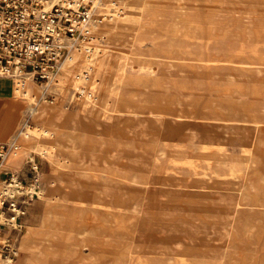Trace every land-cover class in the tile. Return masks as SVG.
<instances>
[{"label": "rangeland", "instance_id": "obj_1", "mask_svg": "<svg viewBox=\"0 0 264 264\" xmlns=\"http://www.w3.org/2000/svg\"><path fill=\"white\" fill-rule=\"evenodd\" d=\"M109 1L111 0H105V3ZM114 1L122 8V13L118 15L122 16L124 6L117 0ZM142 2L154 10L160 3L196 8L193 15L189 9H183L184 13L181 15L186 20H196L195 32L186 37L177 36L174 42L176 47L189 46L194 53L183 54L182 67L174 68L152 64L145 59L142 61L144 57L150 58V53L154 52L150 38L136 41L132 48L129 47L131 54L123 71L124 78L127 76L130 79L123 78L118 84L110 82L107 88L110 103L119 96H130L138 104L151 105L150 110L154 113L133 115L112 105L104 114L105 121L109 123L105 135L98 132L96 135L91 129L75 133L78 139L85 137L89 145L99 142L100 159H107L109 164L119 168L121 176L116 180L115 177L106 179L105 182L104 178L98 176L101 171L107 170L105 165H99L95 176H82L79 169L84 168V172H87V164L73 167L59 176L61 185L76 184L73 189L66 188L65 235L76 234L77 225L89 221L85 213L88 212L89 217L94 214L85 205L81 209V201L90 200V190L94 196L91 203L106 206L109 197L119 199V223L123 212L127 213V220L133 223L132 240L139 251L122 253L116 264H135L139 253L145 254L147 249L159 251L173 248L174 251H181L185 248L182 244L186 245L182 241L188 239L192 240L189 243L197 247L202 242L205 243L203 249L191 251L188 259L195 252L205 253L207 250L209 257L190 259L185 264H264V123L260 126L254 124L258 118L264 117V68L244 70L231 65L211 67L207 66L206 61L213 41L218 39L216 36L224 38L229 44H237L248 42L245 32H256L258 35L250 43L263 51L264 34L259 32L258 20L250 17L245 23L243 13L222 8L218 5V0ZM231 8L235 6L231 5ZM145 18L150 20L149 15ZM212 33H216L215 36L212 37ZM117 36V47L121 50L128 49L126 43L130 36L129 28H123ZM167 41L166 36L164 42ZM234 60L242 61L243 57H235ZM250 71L261 79H245L243 76ZM131 78L136 81H130ZM176 83H179V89H176ZM70 95L71 92L64 99V108L72 112L78 108L80 100L70 103ZM55 96L48 99L53 104L58 101ZM162 96L178 97L179 105L159 100ZM106 107L104 104L102 109ZM179 112L187 114V117L182 120L170 117ZM87 115L100 117L103 116V111L89 108ZM26 123L28 127L25 126ZM32 124V116L26 111L25 119L16 133L17 144L22 142L20 139L23 132L32 128ZM206 144L223 146L224 153L220 154L216 147H204ZM244 147L250 149L247 155L243 151ZM19 151L23 152L24 149L20 148ZM33 158L40 164L43 196L33 201L35 207L30 209L31 214L27 213L25 225L27 219L38 229L45 184L54 175L55 169L47 157L37 154ZM9 159L13 163L18 161L12 155ZM26 160L27 158L24 162ZM231 171L237 174L231 175ZM143 174L150 176L152 185L142 194L139 191L141 186L133 181L139 180V175ZM42 175L45 179H42ZM64 190L61 188V192ZM220 203L230 210L235 209L224 228L219 226L220 223L213 222L214 217L222 214L213 209L212 205ZM165 218L180 222L189 220L197 226L199 233H189L186 236L188 239L185 237L182 240L167 231ZM105 221L110 222L109 219ZM141 223L144 224L143 228L138 226ZM84 228L93 234L87 223ZM175 231L183 232L182 229ZM124 239V235L120 237L121 245ZM163 258L167 259V256Z\"/></svg>", "mask_w": 264, "mask_h": 264}, {"label": "bare ground", "instance_id": "obj_2", "mask_svg": "<svg viewBox=\"0 0 264 264\" xmlns=\"http://www.w3.org/2000/svg\"><path fill=\"white\" fill-rule=\"evenodd\" d=\"M117 1L124 6L123 15L112 19L96 30L94 53L88 54L85 44L74 46L67 53L57 76L59 86L55 89L54 93V96L56 95L55 97L58 98L57 103L53 104L52 100L43 97L40 98L38 94H40L42 86L36 84L34 81L27 80L22 87H18L10 79L12 81V92L14 97L21 99L25 103L26 110L32 116L33 124L32 128L29 127L23 132L24 135L22 139H20L22 142L19 141L16 149L8 154L5 165L17 170L22 166L25 158H33L38 154L42 157H47L50 165L55 169L54 175L51 176L45 184L46 190L41 213L42 218L38 227L39 230H36L26 219V225L18 243L19 253L11 264H22L23 257L32 248L49 251L65 243L66 249L63 252V256L60 258L62 264H68L69 261L75 259H77L78 262H87V264L96 262H110L116 264L122 253L139 251L132 240L133 223L127 220L129 219L127 218V213H122L121 223L118 221L121 201L115 197H109L106 206L100 203H91L94 196L90 190L88 194L90 200H82V208H80L83 209L85 205L88 209H91L94 214L89 217V213H85L89 221L79 223L75 228L76 234L66 236V188L73 189L76 187V184L61 185L59 176L63 173L66 174L69 169L73 167L77 168L83 164L88 165V171L84 172V168L79 169L82 176H95L99 165L106 166L107 170L104 172L101 171V174L98 175L104 178L105 182L107 181L106 179L115 177L116 180V178L121 176L119 168L109 164L110 161L107 159H100L99 152L101 149L99 148V142H93L89 145L85 137L78 139L75 137V133H77L78 130L88 131L91 129L95 134L98 132L105 135L109 129V123L105 121L104 114L109 111L112 105L113 107L118 106L117 109L120 111H126L133 115L154 113L150 110L151 105L138 104L132 100L130 96H119V98L111 104L107 88L111 81H113V84H118L117 82L124 78L123 66L128 62L131 54V49H129V47L132 48L134 42L142 41L145 38L151 39L154 52L150 53V58L146 59L144 57L143 59H139H142V61L145 59V61H149L156 65L160 64L174 68L182 67V55L194 52L189 46H184L185 48H183L182 45L176 47L174 42L177 36L186 37L195 32L196 20L193 18L186 20L181 15L184 13L183 9H189L190 14L193 15L196 8L188 7V5L167 6L165 3H160L161 5H159V7L157 6L154 10L149 7L147 3L144 4L142 0ZM218 5H221L224 9L230 8L233 11H240L243 13L245 23L247 22L246 19L255 17V19L258 20L259 32L264 34V0H218ZM231 5H234L235 8L232 9ZM243 5H247V7ZM146 15H149L150 20H146ZM142 17H144V19H142ZM123 28H129L130 30V36L127 38L126 43L128 44V49L126 50L118 48L116 43L119 39L117 35ZM215 34L216 33H212L211 36L213 37ZM221 35H224V33ZM244 35H246L248 42L237 44H229L224 38L216 36L218 39L213 41V45L210 48L209 58L206 60L208 62L207 66L228 67L231 65L244 70L264 68V50L261 51L256 45L250 43L258 34L256 32H245ZM166 36L168 38L167 43L164 42ZM239 56L243 57V60L238 62L235 61L234 58ZM189 66L192 67L193 65ZM85 68L91 71V77L90 80L87 81L86 86L91 91L92 95L81 99L76 110L72 112L67 111L65 109L66 107L64 108V99L75 86L76 74ZM238 75L242 76L241 74ZM243 77L252 81L261 79L260 77H256L251 71ZM124 79L129 80L130 77L125 76ZM130 81H136V79L131 78ZM156 82H158V80ZM178 84L179 83L175 84L176 89L180 87ZM159 100L179 105L178 97L162 96ZM104 104H106L107 107L102 109ZM89 108H93L95 111L97 109L103 111V116L89 117L87 115ZM166 113L164 114L166 115ZM186 115L187 114L183 112H179V114L170 117L175 120H182L184 117H187ZM166 117L168 118V116ZM262 122L264 123V117L258 118V120L254 121V124L260 126L263 124ZM25 126L28 127V123H26ZM153 129L157 132V129L154 127ZM97 139L99 140L100 138ZM204 147H216L219 149L220 154L224 153L223 146L206 144ZM20 148L24 149V151H19ZM243 151L246 155L250 153L248 147H244ZM10 155L17 157L18 161L13 163L9 159ZM79 168H82V166ZM134 171L136 170L134 169ZM127 174L125 175L127 176ZM230 174L236 175L237 173L231 171ZM139 176L140 179H134L133 182L141 186L139 191L143 194L146 188L152 185L150 181L151 178L148 174ZM43 178L44 176L42 175V179ZM61 188L65 189L64 192H61ZM208 194H210L209 191ZM212 207L222 214L221 216L214 217L213 222L215 224L220 223L221 225L219 226L224 228L227 221L233 216L235 209L230 210L224 207L222 203L219 205H212ZM28 212L31 214L30 208H28ZM105 219H109L110 222H106ZM85 223L90 225L93 234L85 230ZM164 223L167 226V231H169L171 235L179 236L182 240H184L189 233L192 235L199 233L196 230L197 226L189 220L180 222L173 218H165ZM138 226L143 228L144 224L141 223ZM177 229H182L183 232L175 231ZM123 235L125 239L123 245H121L120 237ZM190 241L192 240L188 239L187 241H182L186 244H182L185 248L178 252L177 249L174 251L173 248H163L159 251L147 249L144 252L145 254L139 253L135 264H167L173 261H175L176 264H185L190 259L209 257L207 250L205 253H200L199 251L195 252V255L192 254L193 257L188 259L191 251L203 249V245L205 244L202 242L200 246L197 247L189 243ZM164 256H167V259L163 258Z\"/></svg>", "mask_w": 264, "mask_h": 264}, {"label": "built area", "instance_id": "obj_3", "mask_svg": "<svg viewBox=\"0 0 264 264\" xmlns=\"http://www.w3.org/2000/svg\"><path fill=\"white\" fill-rule=\"evenodd\" d=\"M121 13L114 0H0V77L18 87L32 80L42 86L40 98L54 97L69 50L85 44L87 53H94L96 30ZM90 77L87 68L76 74L70 103L92 95L86 86ZM16 133L0 141V264L18 256L28 208L43 196L35 158L17 170L5 165L17 147Z\"/></svg>", "mask_w": 264, "mask_h": 264}, {"label": "crops", "instance_id": "obj_4", "mask_svg": "<svg viewBox=\"0 0 264 264\" xmlns=\"http://www.w3.org/2000/svg\"><path fill=\"white\" fill-rule=\"evenodd\" d=\"M247 7V5H243ZM234 7V5H232ZM8 78H0V141H6L11 138L21 126L25 119V103L16 97L12 92V81ZM10 85V86H9ZM10 87V88H9ZM22 157V156H21ZM23 159V157H22ZM23 165V164H22ZM22 167V166H21ZM20 167V168H21ZM35 202L29 207L34 209ZM41 219V215H39ZM29 219V218H28ZM33 225V224H32ZM36 228L35 225H33ZM39 230V229H36ZM44 248V247H43ZM66 249V243L56 249L40 250L32 248L24 257L22 264H62L61 257ZM56 251V252H53ZM68 264H87V262H78L77 259L69 261ZM92 264H112L110 262H96Z\"/></svg>", "mask_w": 264, "mask_h": 264}]
</instances>
